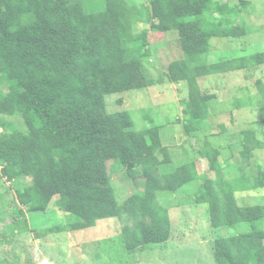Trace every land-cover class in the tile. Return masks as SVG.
Wrapping results in <instances>:
<instances>
[{
  "label": "trees",
  "instance_id": "trees-1",
  "mask_svg": "<svg viewBox=\"0 0 264 264\" xmlns=\"http://www.w3.org/2000/svg\"><path fill=\"white\" fill-rule=\"evenodd\" d=\"M104 1L106 11L89 14L79 0H0V85L8 89L0 92V116L21 114L26 128V133L10 132L13 126L0 119L2 176L32 180L17 193L22 209L14 213V228L27 230V214L45 213L55 201L60 211L75 216L76 224L51 228L40 237L127 217L132 221L122 230L127 250L162 245L170 239L171 220L157 194L198 180L203 185L196 204L208 205L213 229L263 219L264 207L237 206L222 176L219 152L210 144L196 151L207 161V173L199 175L191 161L162 175L159 168L171 159L160 128L139 131L128 112L110 114L106 106L110 95L156 83L143 68L152 56L149 32L136 33L134 28L144 24L161 34L174 32L184 59L169 66V79L188 85V98L181 102L187 117L183 128L187 137L195 136L216 99L202 94L198 80L264 67V53L207 61L213 39L245 36L243 13L249 3L149 0L137 6L126 0ZM260 91L264 96V86ZM242 137L247 161L250 151L263 145L252 131ZM159 154L164 156L161 161ZM109 164L130 179H143L144 190L118 204L110 188ZM257 185L264 186V173ZM214 251L216 264H264V232L216 240Z\"/></svg>",
  "mask_w": 264,
  "mask_h": 264
},
{
  "label": "rangeland",
  "instance_id": "rangeland-1",
  "mask_svg": "<svg viewBox=\"0 0 264 264\" xmlns=\"http://www.w3.org/2000/svg\"><path fill=\"white\" fill-rule=\"evenodd\" d=\"M79 1L89 14L101 13L107 9L104 0ZM126 1L137 6L149 4V0ZM216 2L229 3L230 6L238 4V0H216ZM248 2L252 6L243 13L246 37L213 40L211 42V48L212 46L213 48L207 57L208 63L264 53V0H248ZM143 30L149 32V47L152 49V56L143 63L144 73L148 79L156 83L145 89L106 97L107 112L110 114L120 111L128 112L139 131L151 127L162 129L164 145L171 148L168 156L171 160L167 165L161 166L159 171L162 175H168L177 170L181 161H186L182 160L181 148L191 150L190 158L196 156L192 147H188L195 141H192L191 137L186 138L185 129L177 123L182 120L181 102L188 98V85L185 82L172 83L169 79V66L184 59V54L174 32L161 34L153 31L150 25L144 24L134 28L136 33ZM233 75L231 78H223L222 87L219 86L222 85L220 76H210L200 80L201 84L200 81L199 84L205 93H215L225 86L226 89L234 88V90L247 87L246 90L249 93L255 94L253 89L258 91L261 86H264V67L256 71L239 72ZM0 92L6 94L8 89L0 85ZM222 102L223 105L218 104L217 108L212 105L209 110L212 115L207 122L208 130H210L207 137L211 138L213 144L224 150L228 146L227 142H231L241 129L246 130L247 127L238 129L233 126L231 117L234 114L242 117L244 115L233 112L231 116L233 106L230 105L226 95L223 96ZM246 115V118L250 117ZM0 119L13 126L10 132L26 133L21 114L1 115ZM170 123L174 126L165 128ZM261 139L264 140L262 135ZM260 155L264 154L259 153L258 156ZM183 157H185L184 154ZM158 158L160 161L163 160V154H159ZM108 168L111 173L110 188L114 191L118 204H123L137 191L144 190L143 179H130L120 167L115 168L112 164H109ZM2 169L0 163V264H214V261L216 264L213 243L216 238L232 237L235 231L243 235L248 234L252 229L257 231L264 228V221H259L254 224H240L236 228L212 229L208 212L197 209L199 213H196V207H193L201 186L197 189L196 185H190L185 191L176 194L174 199L157 194L160 205L168 208L169 211L171 242L179 245L168 253L162 247L163 245H150L134 251L127 250L122 236L123 228L132 225L131 219L127 217L99 221L94 228L87 230L40 237L51 228L75 225V216L60 211L53 201L47 212L27 214L29 223L27 230L15 229L14 213L22 209L17 202V193L30 186L32 180L10 181L2 176ZM205 171L202 169L200 172ZM239 201L241 206L245 203L246 206L264 205L262 201H254L253 197L241 198Z\"/></svg>",
  "mask_w": 264,
  "mask_h": 264
},
{
  "label": "crops",
  "instance_id": "crops-1",
  "mask_svg": "<svg viewBox=\"0 0 264 264\" xmlns=\"http://www.w3.org/2000/svg\"><path fill=\"white\" fill-rule=\"evenodd\" d=\"M245 1L248 2V0H245ZM248 3H249V6L251 7L252 4L250 2ZM248 8L249 7H247L246 9ZM246 35L241 38L244 39ZM246 56H253V55H245V56H240L238 58H242ZM238 58H233V59H238ZM226 60H229V59H226ZM208 64H211V63H208ZM239 72H250V71H247V70L246 71L245 70L236 71V72L226 73L223 75H211V77L220 76L219 78L222 79L220 80L222 82L224 77H226V79L231 78V76H234L233 75L234 73H239ZM208 77L210 76L200 78L198 80V83L200 80L202 81ZM201 81H200V84H201ZM208 81L210 82L212 80H208ZM200 84L199 86H200L202 94L216 97V99L213 102L214 108H217L218 104L223 105L222 98L224 95H226V97H228L229 99L230 105L232 104L233 106V111L231 112V116L233 115V112H239L240 115L241 114L244 115V117H242L237 114H234L231 117L232 118L231 124H233V126H235L238 129L242 127H247V129L246 130L241 129L240 130L241 132L237 136H235L233 140H231V142H227L228 146L224 150H222V148H219L218 146L213 144V142H211L210 140L211 138L209 139V137H207V135H209L208 133L210 132V130H208L207 122L209 121V116L212 115V113H209L208 118L200 126V130L196 133L195 136L192 137V141L194 140L195 143L194 144L190 143L188 147H192V150L196 152L197 148L204 146L205 143L210 144L213 149L219 152L218 163L220 166V170H221L224 180L226 181V183L230 184V188H232L234 191V197H235L237 206L241 208L264 207V205L246 206L245 205L246 203L244 204V206H241L240 201H239V199L241 198L245 199L246 197H250V198L253 197L254 201L258 200V202L259 201L264 202V186L262 187V185H257V181L260 177V174L264 173V155L258 156L259 153L264 154V140L261 139V135L264 137V96L262 92L260 91V88L258 91L256 89L252 90L254 91L255 94L249 93V91L246 90L247 87L234 90V88L226 89L225 86L220 91L218 90L215 93H205L203 89L201 88ZM219 86L222 87L223 82H222V85L220 84ZM240 108H242V110H240ZM235 109L236 111H234ZM244 109H246L247 111ZM246 114H248V116L250 117L246 118L247 116ZM186 120H187V117L184 116L182 112V120H180L182 121L180 124L182 127L186 124L185 123ZM169 126H174V125L170 123L165 128H168ZM165 128H163V130ZM161 130L162 129L160 128V138H161L162 146L165 148L171 149L170 147L164 145L165 144L164 139H163L164 135L161 134ZM246 131L254 132L256 140L261 142L263 145L261 149L258 148V149L251 150L250 156L249 157L246 156V159L247 157L249 158V160L247 161L243 159V155L244 154L248 155V151H247V147L243 145L244 142H243V137H242V133ZM185 137L187 138L186 135ZM233 142L234 144H231ZM189 151H191L189 148H181L180 153L183 158L182 160H186V161H181L182 163L178 167L184 166L185 164H188L191 161H193L195 162L196 169L199 175H203L207 173L206 171L209 167L207 161L200 157H197V155L195 156V158H190ZM169 153H171V150L169 151ZM183 154L185 155V157H183ZM184 158H187V159H184ZM202 169L206 171L201 173L200 171H202ZM190 185H194V186L196 185L197 189H199L200 186L203 185V183L200 180H198V182H194ZM190 185L184 186L183 188L175 192L166 191V192H159L158 194H160L162 197H165V198L174 199V196L176 194H179L182 191H185L186 189L190 187ZM249 185H251V189L249 188ZM193 207H196L195 209L196 213H199V211L204 210V211H207L209 215L207 204H196L195 202ZM165 209H168V208L165 207ZM197 209H199V211ZM259 221H264V218L254 221V222H250V223H239L229 228H236L240 224H254V223H258ZM214 230H217V229H214ZM235 232L236 233L231 235L232 237L241 235V233H238L237 231ZM254 232H264V228L261 230H257V231H254L252 229L248 234H251ZM243 235H246V234H243ZM227 238H231V237H227ZM220 239H223V238H220ZM171 240L172 238H170L167 243L162 244L163 245L162 247L166 250V253H168V251L170 250L171 251L174 250L175 248L179 246L178 244L172 243ZM216 240H219V239L216 238L215 241ZM213 243L215 244V242ZM213 263L215 264V261Z\"/></svg>",
  "mask_w": 264,
  "mask_h": 264
}]
</instances>
